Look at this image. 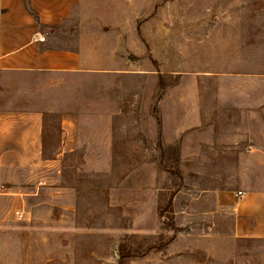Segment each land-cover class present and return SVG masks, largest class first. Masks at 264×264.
Here are the masks:
<instances>
[{"label":"rangeland","instance_id":"rangeland-1","mask_svg":"<svg viewBox=\"0 0 264 264\" xmlns=\"http://www.w3.org/2000/svg\"><path fill=\"white\" fill-rule=\"evenodd\" d=\"M81 20L106 70L0 71V264H264L216 198L264 191V0H91L52 44Z\"/></svg>","mask_w":264,"mask_h":264},{"label":"crops","instance_id":"crops-1","mask_svg":"<svg viewBox=\"0 0 264 264\" xmlns=\"http://www.w3.org/2000/svg\"><path fill=\"white\" fill-rule=\"evenodd\" d=\"M91 0H0V71L98 72L104 67L100 50L86 37L88 25L79 27L80 44L76 48L57 47L51 42L52 28H59L89 7ZM45 37V40L40 39ZM261 130V129H260ZM262 131V130H261ZM259 152H264V132H260ZM217 204L232 209L233 236L244 237L261 230L264 236V191L239 196L233 189L218 190ZM253 223H249L251 218Z\"/></svg>","mask_w":264,"mask_h":264},{"label":"trees","instance_id":"trees-1","mask_svg":"<svg viewBox=\"0 0 264 264\" xmlns=\"http://www.w3.org/2000/svg\"><path fill=\"white\" fill-rule=\"evenodd\" d=\"M37 21H38V25L43 30L46 29V28H52L54 30L59 28L58 26H52V27L51 26H46V25L42 24L39 20H37ZM165 77L166 76L164 74H159L158 86H159L160 92H162V93H163V91H165V89L168 86V82L166 81ZM159 97L162 98V94ZM158 112H159V110H158V108L156 106L155 109H154V113H155V116L157 118V124H158V146L161 149L162 157L165 159L167 157V149L163 145V124H162V119L160 118ZM173 155H174V157L171 158V161H173L172 159H174V162L166 164L164 166V168L167 171L175 173L179 177H181L180 170L174 165V163H176L179 160V152L178 151H173ZM168 162H170V161H168ZM174 193L171 194V196L168 199L167 203L161 209V212H160L161 216L165 215L166 213H172L173 212V199H174V195H175ZM168 226L172 230L176 229L174 221L168 222ZM169 240L170 239L163 238V236H161L157 242L149 244L147 246V248L141 253L130 249L127 244L126 245L125 244H121V248H120V264H125L127 260L131 259L134 256H139V255H142V254H148V253L153 252V251L161 250Z\"/></svg>","mask_w":264,"mask_h":264},{"label":"built area","instance_id":"built-area-1","mask_svg":"<svg viewBox=\"0 0 264 264\" xmlns=\"http://www.w3.org/2000/svg\"><path fill=\"white\" fill-rule=\"evenodd\" d=\"M40 39L45 40V37H41ZM238 193H239L240 195H243V194H244L243 191H239Z\"/></svg>","mask_w":264,"mask_h":264}]
</instances>
